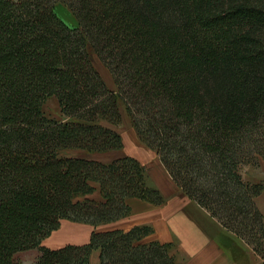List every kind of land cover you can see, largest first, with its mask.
Returning a JSON list of instances; mask_svg holds the SVG:
<instances>
[{
	"label": "trees",
	"instance_id": "obj_1",
	"mask_svg": "<svg viewBox=\"0 0 264 264\" xmlns=\"http://www.w3.org/2000/svg\"><path fill=\"white\" fill-rule=\"evenodd\" d=\"M50 96L60 119L43 112ZM120 104L175 185L264 260V185L241 172L264 160V0H0V264L31 249L30 264H90L93 250L99 264H177L168 243L140 242L146 225L42 245L62 219L98 225L127 216L129 197L164 202L131 155L63 154L121 149Z\"/></svg>",
	"mask_w": 264,
	"mask_h": 264
},
{
	"label": "crops",
	"instance_id": "obj_2",
	"mask_svg": "<svg viewBox=\"0 0 264 264\" xmlns=\"http://www.w3.org/2000/svg\"><path fill=\"white\" fill-rule=\"evenodd\" d=\"M122 150L83 153L77 149H69L64 150L63 154L66 156L83 155L104 162L124 155L135 157L131 153L120 152ZM155 155L157 156L156 152ZM162 167L164 168L163 165ZM147 176L148 183L158 188L165 197L163 203L156 205L136 197H129L127 204L130 206V213L127 216L98 225L62 219L58 228L42 240V245L56 249L68 244H85L89 241L92 231L128 230L136 225H146L151 228V232L140 242L168 243L169 252L174 256L177 264H239L230 252V245L234 244L231 240L236 237L232 232L222 227L204 208L182 192L169 174L173 186L179 192L175 195H171L169 191L167 192L160 184L153 181L150 174L147 173ZM88 196L100 198L97 189ZM30 251L34 259L39 254L36 249ZM30 260L23 263L30 264L32 262ZM90 264H99L98 250L92 251Z\"/></svg>",
	"mask_w": 264,
	"mask_h": 264
},
{
	"label": "rangeland",
	"instance_id": "obj_3",
	"mask_svg": "<svg viewBox=\"0 0 264 264\" xmlns=\"http://www.w3.org/2000/svg\"><path fill=\"white\" fill-rule=\"evenodd\" d=\"M54 11L56 15L68 26L72 28L79 27L76 17L74 16L70 8L64 3L56 2L54 5ZM89 52L91 59L93 60L96 68L103 76L108 87L112 90L115 89V85L108 68L100 60L93 49L90 48ZM42 109L44 114L50 119L61 118L59 104L55 96L47 97L43 103ZM120 109L122 113L121 121L113 125V127L120 133L121 137H123L124 139V143L122 146L123 150L121 148L122 151L120 152L133 154L143 165L146 172L151 175L153 181H155L157 184H160L163 189L167 190V192L169 191L171 195L179 193L178 190H176L177 188L173 186L174 184L172 183L167 172L159 162L154 150L148 148L136 135L123 104H120ZM241 172L246 180L253 183L259 182L264 185L263 159L260 158L255 163L243 165L241 168ZM256 202L264 214V191H262L261 194L257 196ZM231 241H233L234 244L230 245V252L232 253V256L236 262H238L239 264H264V260L257 254H255L251 250V248L241 239H239L238 237H233ZM27 251L28 252L23 251L17 254V258L24 263L32 258V251ZM32 259L30 261H32Z\"/></svg>",
	"mask_w": 264,
	"mask_h": 264
}]
</instances>
